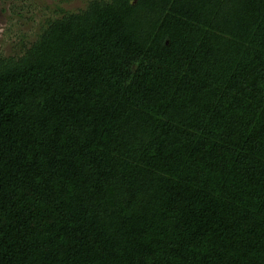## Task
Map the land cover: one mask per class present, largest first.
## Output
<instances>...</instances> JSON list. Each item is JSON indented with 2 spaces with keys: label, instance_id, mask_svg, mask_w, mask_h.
Segmentation results:
<instances>
[{
  "label": "trees",
  "instance_id": "trees-1",
  "mask_svg": "<svg viewBox=\"0 0 264 264\" xmlns=\"http://www.w3.org/2000/svg\"><path fill=\"white\" fill-rule=\"evenodd\" d=\"M0 55V264H264V0H88Z\"/></svg>",
  "mask_w": 264,
  "mask_h": 264
},
{
  "label": "rangeland",
  "instance_id": "rangeland-1",
  "mask_svg": "<svg viewBox=\"0 0 264 264\" xmlns=\"http://www.w3.org/2000/svg\"><path fill=\"white\" fill-rule=\"evenodd\" d=\"M88 0H0V55L17 56L34 42L61 9L78 10Z\"/></svg>",
  "mask_w": 264,
  "mask_h": 264
}]
</instances>
